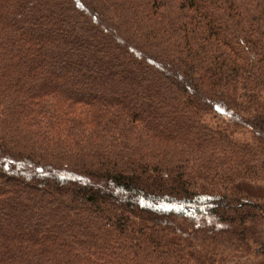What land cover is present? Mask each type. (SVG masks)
<instances>
[{
  "label": "trees",
  "instance_id": "16d2710c",
  "mask_svg": "<svg viewBox=\"0 0 264 264\" xmlns=\"http://www.w3.org/2000/svg\"><path fill=\"white\" fill-rule=\"evenodd\" d=\"M264 0H0V264H264Z\"/></svg>",
  "mask_w": 264,
  "mask_h": 264
},
{
  "label": "rangeland",
  "instance_id": "374dc122",
  "mask_svg": "<svg viewBox=\"0 0 264 264\" xmlns=\"http://www.w3.org/2000/svg\"><path fill=\"white\" fill-rule=\"evenodd\" d=\"M262 190H264V189H262ZM263 226H264V224L262 225V227H261V229H260V230H262ZM263 235H264V231H263Z\"/></svg>",
  "mask_w": 264,
  "mask_h": 264
}]
</instances>
